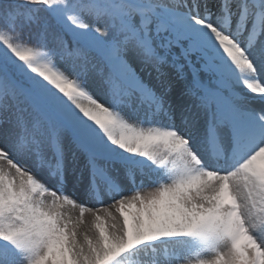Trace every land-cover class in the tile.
Masks as SVG:
<instances>
[{
    "label": "snow or ice",
    "instance_id": "1",
    "mask_svg": "<svg viewBox=\"0 0 264 264\" xmlns=\"http://www.w3.org/2000/svg\"><path fill=\"white\" fill-rule=\"evenodd\" d=\"M0 264H264V0H0Z\"/></svg>",
    "mask_w": 264,
    "mask_h": 264
},
{
    "label": "rangeland",
    "instance_id": "2",
    "mask_svg": "<svg viewBox=\"0 0 264 264\" xmlns=\"http://www.w3.org/2000/svg\"><path fill=\"white\" fill-rule=\"evenodd\" d=\"M73 214H74V215H78V209L73 210Z\"/></svg>",
    "mask_w": 264,
    "mask_h": 264
}]
</instances>
